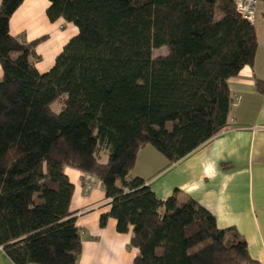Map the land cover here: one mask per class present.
Returning a JSON list of instances; mask_svg holds the SVG:
<instances>
[{"label": "trees", "instance_id": "16d2710c", "mask_svg": "<svg viewBox=\"0 0 264 264\" xmlns=\"http://www.w3.org/2000/svg\"><path fill=\"white\" fill-rule=\"evenodd\" d=\"M22 1L0 2V247L8 258L77 264L70 166L102 183L109 210L99 226L112 217L117 232H131L132 264H260L236 229L219 228L196 200L177 189L160 199L131 175L143 145L176 162L227 125L228 79L252 64L258 45L234 0H48V19L77 32L45 72L34 66L36 41L9 32ZM162 46L167 53L152 57ZM254 85L264 94V79Z\"/></svg>", "mask_w": 264, "mask_h": 264}, {"label": "crops", "instance_id": "0c3cea01", "mask_svg": "<svg viewBox=\"0 0 264 264\" xmlns=\"http://www.w3.org/2000/svg\"><path fill=\"white\" fill-rule=\"evenodd\" d=\"M1 2V0H0ZM48 0H23L8 21L12 36L36 41L34 66L47 71L77 28L63 18L50 21ZM264 37V8H258L254 26L257 40ZM257 49L251 65L228 79L232 105L227 125L211 139L176 162H169L151 144L136 153L132 176H138L154 194L165 199L175 189L210 211L219 228L234 227L244 238L250 257L264 264V94L255 89L259 72ZM2 69L0 66V77ZM73 185L69 210L81 231L77 264H132L136 249L130 246L131 232L116 231L108 217L104 227L99 217L109 210L102 183L91 174L66 166ZM93 180L85 192L84 182ZM0 264H14L0 247Z\"/></svg>", "mask_w": 264, "mask_h": 264}, {"label": "built area", "instance_id": "2783aa9c", "mask_svg": "<svg viewBox=\"0 0 264 264\" xmlns=\"http://www.w3.org/2000/svg\"><path fill=\"white\" fill-rule=\"evenodd\" d=\"M259 3L260 0H234L235 10L251 24L256 21ZM93 185V180H86L84 182V191H89Z\"/></svg>", "mask_w": 264, "mask_h": 264}, {"label": "rangeland", "instance_id": "374dc122", "mask_svg": "<svg viewBox=\"0 0 264 264\" xmlns=\"http://www.w3.org/2000/svg\"><path fill=\"white\" fill-rule=\"evenodd\" d=\"M259 6L262 8H264V2L259 3ZM258 30L260 31V35L261 37L259 38V46L257 49V61H258V66H259V72H261V74H264V37L262 36L261 33V28L258 25ZM167 53V50L164 46L159 47V48H153L152 49V57H156V56H160V55H165ZM53 109L54 110H59L61 103L59 102H55L53 105Z\"/></svg>", "mask_w": 264, "mask_h": 264}]
</instances>
